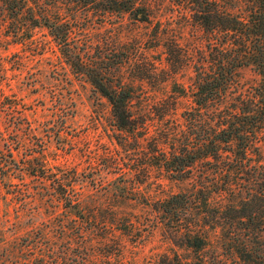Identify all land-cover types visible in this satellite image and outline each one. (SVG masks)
<instances>
[{
    "label": "rangeland",
    "instance_id": "obj_1",
    "mask_svg": "<svg viewBox=\"0 0 264 264\" xmlns=\"http://www.w3.org/2000/svg\"><path fill=\"white\" fill-rule=\"evenodd\" d=\"M151 1L148 23L128 15L104 17L94 10L74 14L66 0L60 9L73 27L79 50L107 70V81L132 87L138 125L133 136L120 134L107 100L84 75L73 73L45 28L35 29L31 40L21 42L9 34L0 9V219L39 206L38 192L49 187L41 179L40 164L46 162L48 171L54 167L56 173H81L78 189L97 204L99 217L108 222L113 211L118 219L134 224L127 230L100 226L101 237L94 238L78 236L81 229L64 238L56 229L57 238L50 241L41 238L52 227L48 222L41 220L30 235L16 232L15 220L3 222L0 264H168L174 253L182 261L195 257L172 241L150 205L189 190L194 179L178 181L151 163L159 151L168 152L172 142H184L188 128L182 115L191 101L179 91L190 94L205 42L179 4L182 0ZM238 80L240 90L247 91L259 76L254 68L244 67ZM117 136L127 144L120 146ZM103 210L108 215L101 214ZM103 232L108 241L102 240ZM213 243L204 252L207 259L219 255L221 264H236ZM53 245L54 255L48 252Z\"/></svg>",
    "mask_w": 264,
    "mask_h": 264
},
{
    "label": "trees",
    "instance_id": "obj_2",
    "mask_svg": "<svg viewBox=\"0 0 264 264\" xmlns=\"http://www.w3.org/2000/svg\"><path fill=\"white\" fill-rule=\"evenodd\" d=\"M64 1L0 0V9L5 12L9 34L21 42L31 40L35 29L45 28L73 73L84 75L107 100L120 134L135 135L138 125L132 111V87L110 84L107 70L89 59L87 51L79 50L73 27L60 11ZM66 2L74 7V14L94 10L104 17L119 14L141 23L151 20V0ZM179 2L200 28L205 48L195 66L190 94L185 89L179 91L191 101L182 115L188 128L184 142H172L169 151H159L160 156H153L155 162L151 163L178 181L195 182L185 192L150 203L172 241L195 254L192 261H182L174 253L168 264H221L219 255L207 259L204 253L214 241L236 259V264H264V0ZM244 67L254 68L259 76L256 86L247 91L240 90L238 80ZM121 138L116 140L125 146L127 142ZM53 168L48 171L46 162L40 164L41 179L49 182V187L38 192L39 206L33 212L23 208L15 216L7 215L0 224L15 220L19 226L16 232L30 235L43 220L52 227L43 231L41 238L50 241L57 238L53 237L56 229H61L64 238L74 236L75 229H81L78 236L94 238L101 237L100 226L125 230L134 226L127 218L118 219L113 211L108 222L99 217L97 204L78 189L83 184L81 173L58 169L60 173H56ZM101 214L108 215L107 210ZM55 251L54 245L48 250L53 255ZM12 255L10 251L8 257ZM41 256L45 259L47 255Z\"/></svg>",
    "mask_w": 264,
    "mask_h": 264
}]
</instances>
